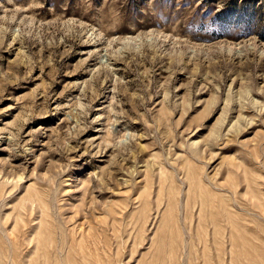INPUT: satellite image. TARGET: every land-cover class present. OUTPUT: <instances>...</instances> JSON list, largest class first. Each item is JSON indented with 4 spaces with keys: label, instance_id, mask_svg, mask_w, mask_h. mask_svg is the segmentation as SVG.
I'll list each match as a JSON object with an SVG mask.
<instances>
[{
    "label": "rangeland",
    "instance_id": "1",
    "mask_svg": "<svg viewBox=\"0 0 264 264\" xmlns=\"http://www.w3.org/2000/svg\"><path fill=\"white\" fill-rule=\"evenodd\" d=\"M0 264H264V0H0Z\"/></svg>",
    "mask_w": 264,
    "mask_h": 264
},
{
    "label": "bare ground",
    "instance_id": "2",
    "mask_svg": "<svg viewBox=\"0 0 264 264\" xmlns=\"http://www.w3.org/2000/svg\"><path fill=\"white\" fill-rule=\"evenodd\" d=\"M29 253V252H28Z\"/></svg>",
    "mask_w": 264,
    "mask_h": 264
}]
</instances>
